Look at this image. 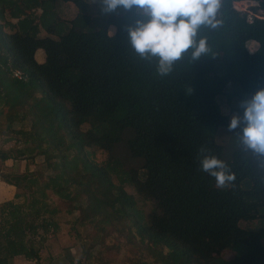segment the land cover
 <instances>
[{
  "label": "trees",
  "instance_id": "obj_1",
  "mask_svg": "<svg viewBox=\"0 0 264 264\" xmlns=\"http://www.w3.org/2000/svg\"><path fill=\"white\" fill-rule=\"evenodd\" d=\"M94 1L96 15L85 0H0V103L29 124L15 133L21 148L0 151V181L21 201L0 204V264L39 262L59 230L51 196L96 231L85 261L95 246L118 249L106 247L117 233L144 246L153 264H264V156L244 147L239 129L227 130L241 110L221 109V100L232 106L264 88V0H221L222 25L201 29L208 56L185 55L167 76L128 44L134 12L105 13ZM240 1L257 5L240 13ZM59 3L74 6V17H61ZM249 42L258 44L253 53ZM204 155L229 166L228 187L201 171ZM18 160L29 162L24 172L6 166Z\"/></svg>",
  "mask_w": 264,
  "mask_h": 264
},
{
  "label": "clouds",
  "instance_id": "obj_2",
  "mask_svg": "<svg viewBox=\"0 0 264 264\" xmlns=\"http://www.w3.org/2000/svg\"><path fill=\"white\" fill-rule=\"evenodd\" d=\"M102 11L118 8L133 11L134 22L127 27V42L143 60L155 61L159 76L169 75L176 62L185 55L192 61L208 56L211 49L201 29L215 30L223 21L219 18L221 0H100ZM113 33L108 32L111 37ZM240 115H233L227 130L239 129V140L254 154L264 156V88L256 90L239 103ZM201 171L214 178L215 187H228L235 179L229 166L214 155H204Z\"/></svg>",
  "mask_w": 264,
  "mask_h": 264
},
{
  "label": "rangeland",
  "instance_id": "obj_3",
  "mask_svg": "<svg viewBox=\"0 0 264 264\" xmlns=\"http://www.w3.org/2000/svg\"><path fill=\"white\" fill-rule=\"evenodd\" d=\"M90 7V13L96 15V7L94 0H85ZM254 7L249 4H242L239 6L241 9H250ZM57 11L64 19H71L75 15V8L70 4L59 3L57 5ZM113 30H110L113 33ZM253 44L248 43L247 49L252 53L254 51ZM38 61H42L41 56H37ZM240 101L234 100L231 104L232 106H226L224 100H221V109L222 113L229 114L230 110L240 109ZM241 110V109H240ZM236 114H232L231 117ZM28 129L29 124L25 123L23 126L20 123L14 121L12 117V110L9 106L3 105L0 103V151L7 152L9 150L19 149L23 144L17 143L18 136L15 134L20 128ZM227 134L223 133L222 138L227 139ZM228 141V140H226ZM230 146H233V142L230 143ZM224 151L223 160L226 159ZM106 158V155L102 152H97L96 161L102 162ZM26 160H18L13 162L15 167V172L21 173L24 172L26 167ZM36 166L29 165L30 171H35L37 166L41 165L42 159L37 158L35 160ZM2 167V166H0ZM129 193H132V190L127 188ZM16 203H20L19 200H14ZM50 203L53 206L59 207L62 211L55 217V222L59 225V230L56 233L49 234L46 242L42 245L39 252V262L35 260H30L35 264H134L137 260L141 259L150 264L154 263V258H152L143 248L139 246H131L126 243V239L117 237V233H112V237L106 240V247H114L119 244L112 252H104L99 254L103 249L100 246H95L91 249L92 259L85 261V251L93 245L94 239L96 238V231H94L91 226H78L74 221L78 217V212H75L73 215H68L65 212L66 205H62L56 198L50 197ZM139 207H143L142 204ZM22 225L27 226L28 220H20ZM69 251V254L67 253ZM73 256L74 261L71 263L67 257ZM231 256L226 255V258L229 259ZM130 259V261H129Z\"/></svg>",
  "mask_w": 264,
  "mask_h": 264
},
{
  "label": "crops",
  "instance_id": "obj_4",
  "mask_svg": "<svg viewBox=\"0 0 264 264\" xmlns=\"http://www.w3.org/2000/svg\"><path fill=\"white\" fill-rule=\"evenodd\" d=\"M251 44H253L252 46L255 48L253 52H255L258 49V44H256L255 42H249ZM251 53V52H250ZM37 56H41L42 57V61H38ZM35 58L37 60V62L42 63L45 60L44 57V53H42L41 51H38V53H36ZM6 166L11 167L12 166V162H7ZM16 190L14 187H11L3 182L0 181V204L4 203V202H15L14 200V196H15ZM12 264H35L32 261H30V259H27L24 256H20V257H16L14 258V260L12 261Z\"/></svg>",
  "mask_w": 264,
  "mask_h": 264
},
{
  "label": "built area",
  "instance_id": "obj_5",
  "mask_svg": "<svg viewBox=\"0 0 264 264\" xmlns=\"http://www.w3.org/2000/svg\"><path fill=\"white\" fill-rule=\"evenodd\" d=\"M242 4H246V5L249 4L252 6L257 5V3L251 2V1H240V2H234L233 3V9L237 12H240V13L247 11L246 9L239 8V6ZM249 21H251V18H249ZM13 76H14V78L19 79V80H23L26 78V76H24L20 71H14Z\"/></svg>",
  "mask_w": 264,
  "mask_h": 264
}]
</instances>
